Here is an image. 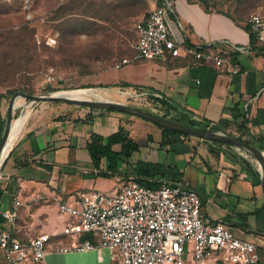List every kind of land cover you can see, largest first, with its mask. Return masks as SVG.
Here are the masks:
<instances>
[{
    "label": "crops",
    "instance_id": "1",
    "mask_svg": "<svg viewBox=\"0 0 264 264\" xmlns=\"http://www.w3.org/2000/svg\"><path fill=\"white\" fill-rule=\"evenodd\" d=\"M172 2L168 24L174 37L220 50L231 58L233 67L220 70L211 64L194 63L186 56L167 57L106 68L100 72L99 80L129 85L139 93L160 95L171 104L168 107L173 111L172 117L179 114L209 123L259 144L264 136V45L250 32L245 20L214 0ZM81 113L80 110L61 113L42 125L30 126L11 151L1 169L4 175L0 178V229L11 230L21 240L49 234L54 246L69 243L70 237L61 233L68 216L60 212L53 196L71 202L79 191L112 192L133 175L122 164L116 175L99 176L86 149L92 133L107 137L122 125L141 144L139 154L145 150V157L138 155L134 162L141 158L170 165L174 173L165 179L183 181L194 189L202 199V217L207 221H226L237 236L256 243L259 264H264V191L257 159L258 166L252 165L259 174H250L235 160L211 152L205 154L186 140L159 150L161 129L149 128L135 115L98 108ZM150 134L152 141L148 140ZM114 148L119 150L120 145ZM19 193L22 200L38 193L48 198L19 206L17 217L11 222L3 213L14 211L12 200ZM252 214L255 223H250ZM117 261L120 263L117 253L107 248L62 253L52 247L43 264H117ZM204 264L214 262L208 260Z\"/></svg>",
    "mask_w": 264,
    "mask_h": 264
},
{
    "label": "built area",
    "instance_id": "2",
    "mask_svg": "<svg viewBox=\"0 0 264 264\" xmlns=\"http://www.w3.org/2000/svg\"><path fill=\"white\" fill-rule=\"evenodd\" d=\"M172 11V0H162L148 11L135 24L133 55L122 58L116 67L138 60L178 56L220 70L233 67L231 58L220 50L178 41L168 24ZM245 24L264 45V10L248 15ZM133 89L132 93L150 111L170 118L174 115L160 101V95ZM3 175L0 170V178ZM21 197L20 193L14 196V211L3 213L11 222L17 217L19 206L48 198L40 193L23 200ZM52 200L68 216L61 233L70 237L69 243L54 246L49 234L21 240L11 230L0 229V264H43L52 247L62 253L107 248L117 253L121 264H187L186 252H190L195 264L208 260L214 264H259V246L233 233L226 221L205 220L201 197L183 181L164 179L159 187L151 189L132 175L112 192L79 191L71 202L57 195ZM86 234L89 237L82 238Z\"/></svg>",
    "mask_w": 264,
    "mask_h": 264
},
{
    "label": "rangeland",
    "instance_id": "3",
    "mask_svg": "<svg viewBox=\"0 0 264 264\" xmlns=\"http://www.w3.org/2000/svg\"><path fill=\"white\" fill-rule=\"evenodd\" d=\"M157 1L159 0H0V93L4 94L1 119L6 124L10 99L19 90L43 94L75 88L119 87L123 91L132 92L134 89L129 85L101 82L99 74L106 68L116 67L122 58L133 54L137 40L135 24L152 7L160 4ZM214 1L243 21L251 13L264 10V0ZM23 100L25 105L14 109L13 119L24 110L29 111L30 117L13 149L30 126L42 125L61 113L80 110L83 114L84 111L93 109L62 100H38L32 104H29V99ZM123 100L130 105L152 110L134 92L126 95ZM139 119L149 128L161 129L147 119ZM154 135L159 136V132ZM138 140L145 142L141 137ZM184 140L189 141L188 145L210 154V147L213 145L211 141L188 136ZM177 147L180 148L181 144ZM233 149L255 167L258 166L253 156L238 148ZM144 153V149L140 154L135 153L133 159L138 155L145 157ZM121 180L124 181L125 178L122 177ZM108 182L111 184L113 181ZM254 217L252 214L250 223H255ZM184 259L187 264H193L190 252L184 254Z\"/></svg>",
    "mask_w": 264,
    "mask_h": 264
},
{
    "label": "trees",
    "instance_id": "4",
    "mask_svg": "<svg viewBox=\"0 0 264 264\" xmlns=\"http://www.w3.org/2000/svg\"><path fill=\"white\" fill-rule=\"evenodd\" d=\"M241 2H246L248 0H240ZM239 1V2H240ZM259 1V0H256ZM253 34V33H252ZM255 37V34H253ZM252 36V40H253ZM190 44V42H188ZM4 94L0 93V115H1V103ZM161 102L166 104L167 106L171 105L169 101L165 99H160ZM106 110H115V109H106ZM165 117L167 115L164 114ZM174 120L189 123L193 125L213 127L209 123L198 122L193 119L186 118L185 116H180L179 114L176 117H171ZM5 121L0 117V141L2 137V133L4 130ZM161 128V139L159 141V150H164L168 145L181 142L188 136V134H183L178 131H174L168 128ZM190 137V136H188ZM242 137V136H241ZM249 143L255 145L261 150H264V136L263 141L259 144H255L253 141L247 138H243ZM149 140L152 141L153 137L150 134ZM213 145L210 147V152L221 157L227 156V158H231L235 160L245 171L250 174L258 173L255 170L253 165L247 160L242 158L237 152L234 151L233 147L223 144L218 141H211ZM120 145V149H115V145ZM88 154L90 155L91 162L94 167L98 171V175L102 177H111L116 175L120 170L122 164H126L128 169L131 170L132 174L135 176L138 182L142 185L157 188L161 185L166 176L172 175L171 166L166 165L161 162L148 161L145 159H137L135 162L133 161V155L135 153H139L142 149V146L139 142L129 136L124 126H120L117 131L108 135L107 137L98 134L92 133L86 147ZM107 162V168L104 169V163ZM89 237V236H87Z\"/></svg>",
    "mask_w": 264,
    "mask_h": 264
},
{
    "label": "water",
    "instance_id": "5",
    "mask_svg": "<svg viewBox=\"0 0 264 264\" xmlns=\"http://www.w3.org/2000/svg\"><path fill=\"white\" fill-rule=\"evenodd\" d=\"M57 91L43 93V94H30L23 90H19L13 94L10 99V106L7 114L6 124L4 126V130L2 133L1 141H0V170L2 169L3 163H5L6 159L10 155L12 149L8 154L4 157V149L8 143L11 133L12 120H13V112L16 108V99L19 96H22L26 99H29V104H32L36 101H56L62 100L64 102L75 104L78 106H85L90 108H98V109H115L120 112L129 113L131 115H135L144 119L151 121L152 123L157 124L158 126H162L164 128H168L174 131L181 132L183 134H188L190 137H197L201 139H206L210 141H218L223 144L229 145L234 148H238L243 150L247 155L253 156V158L257 159L260 165V172L262 175V187L264 191V150L259 149L255 145L249 143L241 136H237L233 133L223 131L220 129H214L212 127L193 125L189 123L180 122L174 120L170 117H165L163 115L157 114L148 109H144L141 107L133 106L128 103H122L107 99H83L69 96H62L56 94ZM264 195V193H263Z\"/></svg>",
    "mask_w": 264,
    "mask_h": 264
},
{
    "label": "bare ground",
    "instance_id": "6",
    "mask_svg": "<svg viewBox=\"0 0 264 264\" xmlns=\"http://www.w3.org/2000/svg\"><path fill=\"white\" fill-rule=\"evenodd\" d=\"M131 91H123L121 88L117 87H111V88H78V89H69V90H59L56 92L58 95L62 96H69V97H76V98H83V99H107V100H112L117 101V102H122L124 103L125 101L123 98L126 95L131 94ZM24 97L19 96L16 99V107L19 105H25L24 103ZM29 111H23L21 115H19L17 118H14L12 120V126L11 127V133H10V138L8 140L7 145L5 146L4 149V157L10 152L16 141L19 139L21 136L22 132L24 131V128L26 126V122L28 120L29 116ZM26 129V128H25ZM260 167V166H259ZM258 167V168H259Z\"/></svg>",
    "mask_w": 264,
    "mask_h": 264
}]
</instances>
